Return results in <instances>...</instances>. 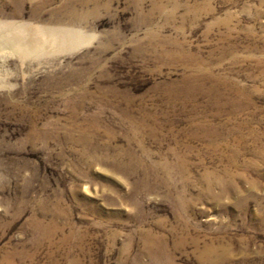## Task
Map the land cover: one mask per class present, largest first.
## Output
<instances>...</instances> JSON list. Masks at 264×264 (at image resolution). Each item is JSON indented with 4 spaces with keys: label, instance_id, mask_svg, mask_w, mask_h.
Here are the masks:
<instances>
[{
    "label": "rangeland",
    "instance_id": "rangeland-1",
    "mask_svg": "<svg viewBox=\"0 0 264 264\" xmlns=\"http://www.w3.org/2000/svg\"><path fill=\"white\" fill-rule=\"evenodd\" d=\"M0 21L82 39L0 41V264H264V0H0Z\"/></svg>",
    "mask_w": 264,
    "mask_h": 264
},
{
    "label": "bare ground",
    "instance_id": "bare-ground-1",
    "mask_svg": "<svg viewBox=\"0 0 264 264\" xmlns=\"http://www.w3.org/2000/svg\"><path fill=\"white\" fill-rule=\"evenodd\" d=\"M29 28L26 25H17L8 22L0 21V41L8 45L12 50L18 52L21 58H26L34 52H44L45 48H51L52 52H63L67 47H75L81 36L79 32L66 29H42L35 28L34 37H29ZM82 40V39H81ZM48 52V51H46ZM38 55V54H37ZM187 78V77H186ZM196 78V77H195ZM202 79V78H201ZM191 80V79H189ZM204 80V79H203ZM211 80V79H210ZM200 81V80H199ZM207 82V81H206ZM209 82V81H208ZM204 83V82H203ZM202 83V84H203ZM193 84V83H192ZM221 84V83H220ZM197 85V84H196ZM199 85V84H198ZM224 85H227L224 83ZM194 86V85H193ZM200 86V85H199ZM208 86V85H207ZM213 86V85H212ZM211 86V87H212ZM183 87V86H182ZM195 87V86H194ZM209 87V86H208ZM225 87V86H224ZM192 88V87H191ZM216 88V87H215ZM222 88V87H221ZM228 88V87H227ZM208 89V88H207ZM232 89V88H230ZM196 90V89H195ZM202 90V89H201ZM222 90V89H221ZM214 91V90H213ZM197 92V91H196ZM203 92V91H202ZM223 92V91H222ZM228 92V91H227ZM226 92V93H227ZM182 93V92H181ZM213 93V92H212ZM211 93V94H212ZM195 94V92H194ZM209 94V92H208ZM214 94V93H213ZM190 95H193L190 93ZM198 95V93H197ZM222 96V95H221ZM203 97V96H202ZM205 97V95H204ZM209 97V96H208ZM218 97V96H217ZM192 100V99H191ZM190 100V101H191ZM192 102V101H191ZM219 104V103H217ZM216 105V104H215ZM231 105V104H230ZM229 105V106H230ZM228 106V105H227ZM222 107V106H221ZM239 107V106H238ZM224 108V107H223ZM230 108V107H229ZM217 110V107H216ZM221 110V109H220ZM223 110V109H222ZM218 112V111H217ZM219 113V112H218ZM223 113V112H222ZM232 113V112H231ZM234 114V113H233ZM237 114V113H236ZM218 115V114H217ZM209 132V131H208ZM205 133V132H204ZM252 134V133H251ZM206 137L209 138H220L219 134L208 133ZM222 137V136H221ZM224 138V137H223ZM221 139V138H220ZM240 140V139H239ZM235 157V153H234ZM231 158V157H230ZM235 161V160H234ZM231 162V161H230ZM233 165V164H232ZM233 167V166H232ZM231 170V169H230ZM217 174V173H216ZM224 174V173H223ZM235 176V175H234ZM209 177V176H208ZM236 178V177H235ZM215 181V179H214ZM152 241L160 242L161 238H152ZM164 244V243H163ZM157 245V244H156ZM162 246V245H161ZM165 248V246H164ZM215 248V247H214ZM217 248V247H216ZM166 249V248H165ZM151 252V251H150ZM205 255L211 256L216 254V249H213L211 246H207L203 251ZM152 254V253H151ZM154 255V254H153ZM156 255V254H155ZM163 255V254H162ZM164 256V255H163ZM206 257V256H205ZM169 261V260H168ZM172 261V260H171Z\"/></svg>",
    "mask_w": 264,
    "mask_h": 264
}]
</instances>
